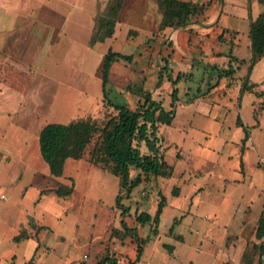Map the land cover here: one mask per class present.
Segmentation results:
<instances>
[{
  "label": "rangeland",
  "instance_id": "obj_1",
  "mask_svg": "<svg viewBox=\"0 0 264 264\" xmlns=\"http://www.w3.org/2000/svg\"><path fill=\"white\" fill-rule=\"evenodd\" d=\"M191 1L205 4L203 13L161 29L159 0H126L113 35L90 44L109 0H0V264H93L105 254L132 260L136 243L121 220L144 239L135 264L257 263L256 229L264 217V59L247 81L256 83L253 92L241 94L240 87L251 54V11L264 12V0ZM108 49L132 56L111 64L113 101L135 109L149 91L170 109V93L178 90L171 124L159 123L157 130L173 173H142L129 196L118 176L89 161L96 135L82 158L66 159L58 177L38 145L49 122L101 123L116 113L101 91ZM230 55L238 58L234 74L204 93L214 80L210 65L225 68ZM168 73L172 79L181 74L177 84ZM237 116L249 128L245 144ZM140 150L147 152L143 145ZM138 172L132 168L130 176ZM62 185L72 191L53 192ZM119 193L129 207L125 215L116 204ZM160 194L166 203L154 234V222L142 226L136 215L153 216ZM20 233L27 238L15 240Z\"/></svg>",
  "mask_w": 264,
  "mask_h": 264
},
{
  "label": "trees",
  "instance_id": "obj_2",
  "mask_svg": "<svg viewBox=\"0 0 264 264\" xmlns=\"http://www.w3.org/2000/svg\"><path fill=\"white\" fill-rule=\"evenodd\" d=\"M126 0H109L104 10L96 19L94 32L90 38V44L102 42L110 38L115 29V24ZM159 7L162 10V19L160 28L179 27L188 23L192 16L203 13L206 5L191 0H159ZM248 37L250 41V57L247 60V71L245 78L241 83L240 93L253 92L256 83L247 81L254 65L264 57V12H260L255 19H250ZM222 36L219 37V40ZM227 67L219 68L216 65H210L209 76L214 78L205 88L210 90L219 83L223 76L233 75L235 68L233 61H238L234 55H230ZM130 54H123L112 49H108L101 60V91L105 103L116 110L115 114L109 115L104 122L98 123L91 119H76L68 122H49L45 124L38 134V145L41 157L48 164L49 171L53 176H61L64 164L67 158L80 159L83 156L86 146L96 135L97 140L89 153V161L107 169L110 173L119 177L120 189H123L127 196L132 190L142 182V173L147 178L149 175L170 177L173 173V165L164 160L159 149L160 137L157 135L158 124L170 125L175 116V101L178 98L177 87H174L170 93V109H165L161 101L151 97L149 91L142 95L143 99L138 101L135 109H131L127 104L117 103L109 96L107 85L109 82V70L111 64L117 60L131 61ZM246 64L245 60H240ZM167 66V61H166ZM209 72V71H208ZM163 71L159 74L157 85L161 82ZM167 78L172 84H177L181 74H177L172 79L168 73ZM236 124L241 126L244 132L242 143L245 144L250 137L249 128L241 118L237 116ZM144 146L147 152H141V146ZM139 170L134 177L130 176V169ZM72 191V186H58L53 192L58 195H66ZM173 194H178V187H173ZM157 209L152 216L149 212L141 211L136 215V220L140 225L154 222L152 233L157 232V225L163 206L166 203L165 197L160 194ZM122 195L116 196V204L122 209V215L129 212V207L121 203ZM122 227L131 235L136 243V255L132 260L126 262L119 261L116 257L105 254L93 264H135L139 261L144 239H142L134 230L121 220ZM264 217L260 216L256 229L258 238L255 247L258 249L264 243ZM27 238L20 233L15 236V240ZM30 259L24 264H32ZM258 263V259H257ZM256 263V264H257Z\"/></svg>",
  "mask_w": 264,
  "mask_h": 264
},
{
  "label": "crops",
  "instance_id": "obj_3",
  "mask_svg": "<svg viewBox=\"0 0 264 264\" xmlns=\"http://www.w3.org/2000/svg\"><path fill=\"white\" fill-rule=\"evenodd\" d=\"M260 13V11H259V9H258V7L257 8H252V11H251V19H255L257 16H258V14ZM250 44V41H249V43H248V45ZM261 59H264V57H262ZM260 59V60H261ZM259 60V61H260ZM258 61V62H259ZM257 62V63H258ZM257 63L254 65V67H253V69H252V72H251V74H250V78H251V76H252V74H253V72H254V70L256 69V65H257ZM252 80V79H251ZM253 82V81H252ZM254 83V82H253Z\"/></svg>",
  "mask_w": 264,
  "mask_h": 264
},
{
  "label": "built area",
  "instance_id": "obj_4",
  "mask_svg": "<svg viewBox=\"0 0 264 264\" xmlns=\"http://www.w3.org/2000/svg\"><path fill=\"white\" fill-rule=\"evenodd\" d=\"M257 264H264V243L260 248V252L258 255V263Z\"/></svg>",
  "mask_w": 264,
  "mask_h": 264
}]
</instances>
